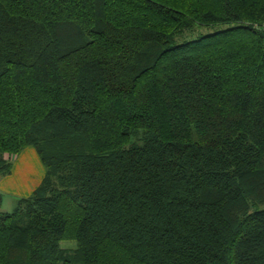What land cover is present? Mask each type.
Wrapping results in <instances>:
<instances>
[{
  "label": "trees",
  "instance_id": "obj_1",
  "mask_svg": "<svg viewBox=\"0 0 264 264\" xmlns=\"http://www.w3.org/2000/svg\"><path fill=\"white\" fill-rule=\"evenodd\" d=\"M264 0H0V264H264ZM74 241V249L62 248Z\"/></svg>",
  "mask_w": 264,
  "mask_h": 264
},
{
  "label": "crops",
  "instance_id": "obj_2",
  "mask_svg": "<svg viewBox=\"0 0 264 264\" xmlns=\"http://www.w3.org/2000/svg\"><path fill=\"white\" fill-rule=\"evenodd\" d=\"M34 153L36 152L33 148L25 149L16 159H14L10 175L3 177L0 176V212H12L15 209L18 200L28 198L40 185L45 176V168H42V163V166H40L39 162H36L38 164L39 175L35 176L38 173V170H32V164L29 163L27 159L33 157L35 155ZM25 164L26 167L22 169ZM28 180L31 182L30 186ZM17 186L20 187L21 190L17 189Z\"/></svg>",
  "mask_w": 264,
  "mask_h": 264
},
{
  "label": "rangeland",
  "instance_id": "obj_3",
  "mask_svg": "<svg viewBox=\"0 0 264 264\" xmlns=\"http://www.w3.org/2000/svg\"><path fill=\"white\" fill-rule=\"evenodd\" d=\"M34 154L35 155L33 157H30V158H27V159H28V162L32 164V165L29 164V165H31L32 170H34V171L38 170V173L35 175V176H38L39 175V169H38V164L36 162H39L40 166H42V165H41V162H40V160L38 158V155L36 153H34ZM25 167H26V164L23 165L22 169L25 168ZM42 168L44 169L43 166H42ZM28 181H29V186H30L31 185V182H30V180H28ZM16 188L19 189V190H21V188L18 187V186ZM75 246H76V243L74 241H63L61 243V247L62 248L74 249Z\"/></svg>",
  "mask_w": 264,
  "mask_h": 264
},
{
  "label": "built area",
  "instance_id": "obj_4",
  "mask_svg": "<svg viewBox=\"0 0 264 264\" xmlns=\"http://www.w3.org/2000/svg\"><path fill=\"white\" fill-rule=\"evenodd\" d=\"M261 29H262V31L264 32V26H263Z\"/></svg>",
  "mask_w": 264,
  "mask_h": 264
}]
</instances>
